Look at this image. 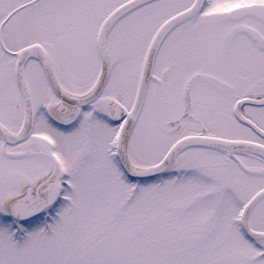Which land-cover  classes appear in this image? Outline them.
Returning a JSON list of instances; mask_svg holds the SVG:
<instances>
[{"label": "snow or ice", "instance_id": "snow-or-ice-1", "mask_svg": "<svg viewBox=\"0 0 264 264\" xmlns=\"http://www.w3.org/2000/svg\"><path fill=\"white\" fill-rule=\"evenodd\" d=\"M0 264H264V0H0Z\"/></svg>", "mask_w": 264, "mask_h": 264}]
</instances>
